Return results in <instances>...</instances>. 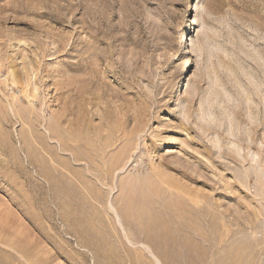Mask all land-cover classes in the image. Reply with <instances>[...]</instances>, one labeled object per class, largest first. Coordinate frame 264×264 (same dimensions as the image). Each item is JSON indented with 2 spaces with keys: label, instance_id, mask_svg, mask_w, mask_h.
<instances>
[{
  "label": "rangeland",
  "instance_id": "obj_1",
  "mask_svg": "<svg viewBox=\"0 0 264 264\" xmlns=\"http://www.w3.org/2000/svg\"><path fill=\"white\" fill-rule=\"evenodd\" d=\"M0 264H264V0H0Z\"/></svg>",
  "mask_w": 264,
  "mask_h": 264
},
{
  "label": "bare ground",
  "instance_id": "obj_2",
  "mask_svg": "<svg viewBox=\"0 0 264 264\" xmlns=\"http://www.w3.org/2000/svg\"><path fill=\"white\" fill-rule=\"evenodd\" d=\"M190 27V26H188ZM180 44L182 45V55L179 58V67L181 78L177 84L179 89H183L188 82L189 69L191 65V49L189 46V36H183L180 39ZM182 80V81H181Z\"/></svg>",
  "mask_w": 264,
  "mask_h": 264
}]
</instances>
